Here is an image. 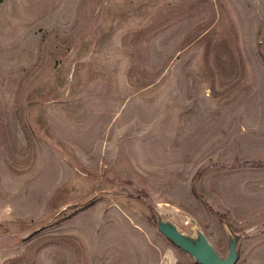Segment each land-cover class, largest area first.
Instances as JSON below:
<instances>
[{
  "label": "rangeland",
  "instance_id": "obj_1",
  "mask_svg": "<svg viewBox=\"0 0 264 264\" xmlns=\"http://www.w3.org/2000/svg\"><path fill=\"white\" fill-rule=\"evenodd\" d=\"M158 214L264 264V0H0V264H197Z\"/></svg>",
  "mask_w": 264,
  "mask_h": 264
},
{
  "label": "water",
  "instance_id": "obj_2",
  "mask_svg": "<svg viewBox=\"0 0 264 264\" xmlns=\"http://www.w3.org/2000/svg\"><path fill=\"white\" fill-rule=\"evenodd\" d=\"M156 222L158 230L177 248L189 254L197 264H236L238 261V243L240 237L235 234L228 223L225 224V227L229 252L227 257L223 258L210 244L194 220L189 219L193 235L180 231L178 226L162 218L159 214L156 216Z\"/></svg>",
  "mask_w": 264,
  "mask_h": 264
}]
</instances>
